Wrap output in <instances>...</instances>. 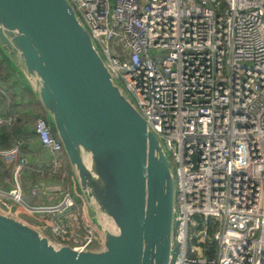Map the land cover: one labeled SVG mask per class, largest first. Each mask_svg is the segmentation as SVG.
I'll return each mask as SVG.
<instances>
[{"label":"built area","instance_id":"obj_1","mask_svg":"<svg viewBox=\"0 0 264 264\" xmlns=\"http://www.w3.org/2000/svg\"><path fill=\"white\" fill-rule=\"evenodd\" d=\"M69 2L173 164L169 264H264V0ZM111 38L123 58L109 49ZM33 128L65 184L38 181L30 194L59 198L27 203L18 180L25 154L17 145L0 149L12 170L0 209L38 218L75 201L60 141L42 116ZM43 224L58 244H102L77 206L72 219L44 216Z\"/></svg>","mask_w":264,"mask_h":264},{"label":"water","instance_id":"obj_2","mask_svg":"<svg viewBox=\"0 0 264 264\" xmlns=\"http://www.w3.org/2000/svg\"><path fill=\"white\" fill-rule=\"evenodd\" d=\"M0 52L34 92L102 235L75 249L0 209V264H169V161L69 0H0Z\"/></svg>","mask_w":264,"mask_h":264},{"label":"trees","instance_id":"obj_3","mask_svg":"<svg viewBox=\"0 0 264 264\" xmlns=\"http://www.w3.org/2000/svg\"><path fill=\"white\" fill-rule=\"evenodd\" d=\"M36 116L46 119L34 92L0 52V117L10 118L9 122L0 124V149L17 145L20 153L28 155L27 165L25 163L21 167L18 175L22 189L29 187L26 184L28 177L33 185L37 184V175L38 181H46V170L50 169L49 163L44 160L47 151L41 146L34 132L33 121ZM35 158L39 161H35ZM38 167L41 170H37ZM4 175H10V164L0 158V187L5 184ZM54 217L63 218L59 212L55 213ZM48 234L53 236L50 231Z\"/></svg>","mask_w":264,"mask_h":264},{"label":"rangeland","instance_id":"obj_4","mask_svg":"<svg viewBox=\"0 0 264 264\" xmlns=\"http://www.w3.org/2000/svg\"><path fill=\"white\" fill-rule=\"evenodd\" d=\"M110 2H111V0H110ZM107 45L109 46V49L111 51H115L116 52V54H117V56L119 58H123L125 56L126 50L121 45V43L119 41H117L116 38H111V39L107 40ZM126 94L129 97V99L131 100L130 94L127 93V92H126ZM26 165H27V163H26ZM64 166L68 167L67 162L64 163ZM169 167L171 169V167H173V164L170 163L169 164ZM38 177H39V175L36 176V180L37 181H38V179H37ZM26 181H27L26 184L29 187H26L23 190L26 191V195L29 196L30 193L27 194L29 192L28 188H30V186H33V182L31 181L30 177H28L26 179ZM37 181H36V183H37ZM60 181H62V180H60V179H54L53 182L54 183H60V184L62 183V185H63L64 184V181H62V182H60ZM69 185H70L69 186V192H70L72 198L75 201V205L74 206L67 207V208H63V209L56 210L53 213L59 212L60 213V216H63V218L72 219L73 214L76 213V206H77L79 208L80 214H83V217L88 220V218L86 217V215H84V213H85L84 212V203H83V201H82V199L80 197V194H79L77 185L74 183L72 177H70V179H69ZM34 197H36V196H34ZM28 202L35 203L36 201L35 200H29ZM7 211L10 212V213H12V214H14V215H16L17 217L21 218L22 220H24V221H26V222L34 225L35 227L39 228L40 230H42V231H44L46 233H48L50 231L49 228L46 227L43 224V217L44 216H48L46 214V212H43V211L37 212V217L38 218H33V217H30V216H28V215H26V214H24L22 212H18L15 209H8ZM75 230L78 231V232L80 231L79 228H76Z\"/></svg>","mask_w":264,"mask_h":264},{"label":"crops","instance_id":"obj_5","mask_svg":"<svg viewBox=\"0 0 264 264\" xmlns=\"http://www.w3.org/2000/svg\"><path fill=\"white\" fill-rule=\"evenodd\" d=\"M25 154V153H24ZM25 157H26V161H28V155L27 154H25ZM47 160V153H46V155H45V157H44V160ZM35 161H39V159L38 158H35ZM6 163H9V161L8 162H6ZM10 164V175L9 176H7V175H4L3 176V181H4V186L3 187H0V189H3V190H5V189H7L8 187H9V185H10V182H11V177H12V170H11V163H9ZM37 170H41V169H39V167L37 168ZM47 171V174H48V178H47V180H48V183H54L53 181H54V179H60L59 178V176H58V174H54V173H51L50 172V169H48V170H46ZM61 180V179H60ZM63 181V180H62ZM62 181H60V182H62ZM62 184V183H61ZM65 184V183H64ZM63 184V185H64ZM68 185H69V179H68ZM70 186V185H69ZM30 188H28V190H29ZM21 190H22V195H23V198H24V200L27 202V203H29V204H34V205H36V204H45V203H50V202H54V201H56L58 198H59V194L57 193V192H54V193H51V192H48L47 194L45 193V194H43V193H38V194H30L29 196H27L26 195V191H24L22 188H21ZM30 191V190H29ZM30 192H28L27 194H29ZM43 195V196H42ZM34 196H36V197H34ZM29 200H35L36 202L35 203H30V202H28ZM46 214L48 215V216H54L55 214H53V213H50V212H46Z\"/></svg>","mask_w":264,"mask_h":264},{"label":"flooded vegetation","instance_id":"obj_6","mask_svg":"<svg viewBox=\"0 0 264 264\" xmlns=\"http://www.w3.org/2000/svg\"><path fill=\"white\" fill-rule=\"evenodd\" d=\"M127 95V94H126Z\"/></svg>","mask_w":264,"mask_h":264}]
</instances>
